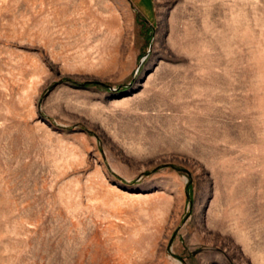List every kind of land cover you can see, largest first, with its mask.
I'll list each match as a JSON object with an SVG mask.
<instances>
[{"label": "rangeland", "instance_id": "rangeland-1", "mask_svg": "<svg viewBox=\"0 0 264 264\" xmlns=\"http://www.w3.org/2000/svg\"><path fill=\"white\" fill-rule=\"evenodd\" d=\"M0 264H264V0H0Z\"/></svg>", "mask_w": 264, "mask_h": 264}]
</instances>
